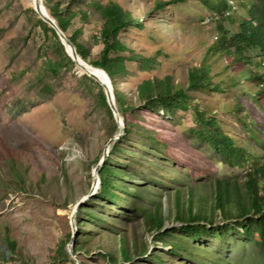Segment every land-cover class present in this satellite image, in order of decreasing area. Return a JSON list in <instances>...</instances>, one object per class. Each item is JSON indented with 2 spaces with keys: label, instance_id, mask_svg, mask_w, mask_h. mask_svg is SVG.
<instances>
[{
  "label": "rangeland",
  "instance_id": "obj_1",
  "mask_svg": "<svg viewBox=\"0 0 264 264\" xmlns=\"http://www.w3.org/2000/svg\"><path fill=\"white\" fill-rule=\"evenodd\" d=\"M59 1L62 6L69 2ZM110 1L119 3L142 24L131 23L120 30L121 41L132 50L125 54L155 59L148 70L137 60H127L129 74L119 79L121 89L134 104L127 115L135 124L131 140L121 144L114 156L116 169L123 173L121 181L128 186L129 192L124 194L138 198V192L149 188L168 213L167 193L183 180L242 179L245 167L224 163L199 137L204 126L193 109L197 105L204 112L211 111L238 145L262 155L259 140L238 117L249 125H253L252 119L264 125V91L261 81L250 77L251 71L264 72V67L258 66L262 60L252 53V61L234 62L233 55L209 52L220 36L216 22L220 12L203 0L178 1L163 9L156 8L161 0H75L73 11L77 15L69 31H82L92 58L103 48L104 19L99 5ZM232 1L235 15L243 16L240 3L249 0ZM33 6L32 0H0V245H5L7 229L17 243L14 254L0 253V264H112L98 244L104 234H110L106 245L118 251L122 231L131 242L137 238L139 245L148 249L147 253L134 254L133 264H197L175 254L171 245L154 242L143 217L133 208L95 195L98 182L93 180V169L109 141L111 121L97 106L94 92L83 85L84 73L77 65L53 78L44 74L49 56H54L53 40ZM203 63L210 68L214 86L210 90L189 89V71ZM41 74L45 75L43 81L39 80ZM168 74L175 83L187 87L190 105L175 114L142 106L137 99L139 84ZM46 83L54 89L41 96ZM151 133L160 134L159 139H150ZM12 166L21 183L16 182ZM83 199L86 215L80 240L86 250L75 253L76 225L74 221L73 227L70 215ZM178 225L166 221L165 229ZM63 241L68 252L72 242L74 254L69 253L70 258L60 256ZM191 242L229 264L260 263L257 251L241 235L227 244L209 235ZM152 254H158L163 263L152 259Z\"/></svg>",
  "mask_w": 264,
  "mask_h": 264
},
{
  "label": "trees",
  "instance_id": "obj_2",
  "mask_svg": "<svg viewBox=\"0 0 264 264\" xmlns=\"http://www.w3.org/2000/svg\"><path fill=\"white\" fill-rule=\"evenodd\" d=\"M74 1L69 0L62 6L59 0H43V4L73 43L77 53L89 64L106 71L113 86L117 109L125 123L124 135L110 144L106 160L98 170L99 181L95 195L104 199L115 200L133 208L143 217L145 228L149 233H152L154 242L171 245L175 254L197 264H229L195 248V244L191 240L203 235L212 236L222 244L231 242V238L237 240V235H241L257 251L260 258L259 264H264V153L262 155L254 153L246 146L238 145L233 135L222 128L216 115L211 111L204 112L197 105L194 106L193 114L197 121L204 126L198 131L199 137L209 143L224 163L233 167H245L246 171L242 179L217 177L210 182L199 183L183 180L182 185H177L174 191L167 193L170 205L168 213L163 212L161 202L154 198V192L149 188H144L138 192V198L124 194L129 192L128 186L121 181L124 178L123 173L116 169L114 156L121 149V144L131 140L135 124L128 119L127 115L129 110L134 109V104L127 99L120 87L119 79L129 74L127 60H137L143 70H148L154 65L155 59L142 57L136 53L125 54L127 51L132 52V50L121 41L120 30L131 23L138 26L142 24L134 19L131 12L125 10L115 1H110L106 5H99L100 13L104 19L101 31L103 48L95 58H92L89 48L81 38L82 31L80 29L71 33L69 31L72 21L77 15L73 11ZM178 1L184 0H161L156 2V8L163 9L168 4ZM203 1L216 10V13L220 12V18L216 21L220 36L212 44L209 52L233 55L234 62L244 61V63L252 61L251 54L255 53L256 57L262 60L258 66L264 67V0H249L248 3H240L243 16L235 15L233 9L236 6L232 0ZM39 21L42 23L45 33L48 36L51 35L54 48V56H49L44 74L53 78L54 75H58L63 70H73L76 63L66 52L65 46L55 29L41 18ZM44 74L39 75V80L43 81ZM250 77L261 81V90L264 91V72L251 71ZM81 80L89 91L94 92L97 106L109 116L111 129L108 138H111L119 131V128L107 102L103 87L86 74L82 76ZM213 86L210 68L207 64L196 65L189 71V89L210 90ZM216 88L220 89L217 85ZM53 89V84L46 83L41 88L40 95L47 96ZM137 99L142 106L163 109L167 114H175L178 109L185 110L190 105L187 87L175 83L170 74L163 78L153 77L143 80L138 86ZM238 117L244 123L245 128L257 137L264 152V125L254 119H252L253 125H249L245 118ZM159 136L158 133H151L149 138L156 141ZM12 171L15 173L14 169ZM15 177L18 180L16 182H22L18 173H15ZM92 199L91 197L89 200ZM84 211L85 206H80L74 217L77 233L73 245L75 253L86 250L83 241L80 240L82 232H84L82 227V218L86 215ZM88 218L96 220L91 215H88ZM166 221L177 222L179 227H172V229L167 230L165 229ZM109 235L104 234L98 245L103 251V255L112 264L119 262L133 264L134 254L147 253L148 249L145 244L140 246L137 238H133L131 242L127 233L123 231L120 234L118 251H113L106 245V238L111 239ZM2 251L5 255H12L17 251V243L10 236L8 229L5 233V245H0V253ZM59 253L61 257L70 258L66 249V242L61 243ZM151 258L163 263L158 254H152ZM81 264L88 263L82 261Z\"/></svg>",
  "mask_w": 264,
  "mask_h": 264
},
{
  "label": "water",
  "instance_id": "obj_3",
  "mask_svg": "<svg viewBox=\"0 0 264 264\" xmlns=\"http://www.w3.org/2000/svg\"><path fill=\"white\" fill-rule=\"evenodd\" d=\"M33 8L38 13L39 17L43 21H45L46 23H48L51 27H53L55 29V31L58 34L61 42L65 46L66 52L69 54V56L72 58V60L76 63L77 67H80L81 69L83 68V71H85V72H83L84 74H86V75L90 76L91 78H93L94 80H96L103 87L105 94H106L107 102H108V104H109V106L113 112L114 118H115L116 123L118 125L119 131L116 134H114L111 138H109V141L107 142L106 146L104 147L99 161L97 162V164L95 165V167L93 169V180H94V182H96V181L98 182L99 181L98 170L103 165L104 161L106 160V157L108 154V147L110 146V144L112 142L118 140L125 133V123L123 121L122 116L119 114V111H118L117 106H116V102H115V98H114V94H113L112 83L109 79L108 74L106 73V71L104 69L99 68V67H95V66L89 64L77 53L76 48L73 45V43L69 40V38L66 36V34L61 30V28L57 24V21L48 13L47 9L45 8V6L43 4V0H35V4H34ZM79 61L81 63H79ZM86 66L102 71L104 76H105V80L100 79L97 75H95L91 71L87 70ZM93 187H94V185L92 186V188ZM84 200L85 199L78 201L74 205V208L72 209L70 219H71V223H72L73 227H74V217H75L76 211L82 205ZM68 247L70 249L69 253H71L73 255L74 251L72 248V242L68 243ZM77 264H81V262L78 261Z\"/></svg>",
  "mask_w": 264,
  "mask_h": 264
},
{
  "label": "bare ground",
  "instance_id": "obj_4",
  "mask_svg": "<svg viewBox=\"0 0 264 264\" xmlns=\"http://www.w3.org/2000/svg\"><path fill=\"white\" fill-rule=\"evenodd\" d=\"M32 2L35 4V0H32ZM79 63H81V62L79 61ZM78 68L81 69L80 67H78ZM86 68H87V70L91 71L93 74L97 75L100 79H102V80L105 79V76H104V74H103L102 71L97 70V69L90 68L88 66H86ZM81 70H82V72H85V71H83V68Z\"/></svg>",
  "mask_w": 264,
  "mask_h": 264
},
{
  "label": "built area",
  "instance_id": "obj_5",
  "mask_svg": "<svg viewBox=\"0 0 264 264\" xmlns=\"http://www.w3.org/2000/svg\"><path fill=\"white\" fill-rule=\"evenodd\" d=\"M216 18H218V16H217ZM214 19H215V18H214Z\"/></svg>",
  "mask_w": 264,
  "mask_h": 264
}]
</instances>
